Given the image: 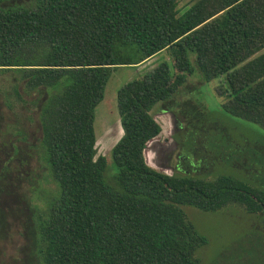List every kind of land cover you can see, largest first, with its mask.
<instances>
[{
  "label": "trees",
  "instance_id": "obj_1",
  "mask_svg": "<svg viewBox=\"0 0 264 264\" xmlns=\"http://www.w3.org/2000/svg\"><path fill=\"white\" fill-rule=\"evenodd\" d=\"M177 1L0 0V99L10 108L35 96L40 154L56 189L35 224L41 264H198L194 252L206 239L182 207L234 205L264 219L262 187L229 174L167 175L144 162L160 132L151 109L187 77L220 80L222 113L264 132V0H195L181 11ZM162 51L169 65L116 91L122 134L106 183L94 108L111 70Z\"/></svg>",
  "mask_w": 264,
  "mask_h": 264
},
{
  "label": "rangeland",
  "instance_id": "obj_2",
  "mask_svg": "<svg viewBox=\"0 0 264 264\" xmlns=\"http://www.w3.org/2000/svg\"><path fill=\"white\" fill-rule=\"evenodd\" d=\"M194 1L178 0L176 7L181 11ZM263 51L264 48L257 54ZM161 62L170 64L164 51L138 66L110 71L103 98L94 108L92 122L95 157L100 155L106 161L103 172L106 183L112 180L114 173L110 150L122 134L115 105L116 91ZM219 84L218 79L204 83L196 76L187 77L164 103L168 113L160 114L164 111L162 103L153 106L150 114L161 134L146 145L145 162L167 175L185 173L211 180L219 174H229L264 188V132L222 113L220 104L225 98L214 91ZM34 97L22 95L23 100L12 103L10 108L4 107L0 99V264H41L35 248V224L56 191L46 176L40 154L38 105L31 104ZM171 117H175L183 129L189 126L194 133L189 157L195 163L188 170L172 171L177 161ZM210 122L220 123L223 130L215 134L212 128L217 129L219 125L212 126ZM188 141L183 139L182 144ZM218 142L225 145L227 153L211 149V145ZM182 210L197 233L206 239V244L194 252L198 264H264V219L260 215L248 214L234 205L217 212H201L190 207H182Z\"/></svg>",
  "mask_w": 264,
  "mask_h": 264
},
{
  "label": "flooded vegetation",
  "instance_id": "obj_3",
  "mask_svg": "<svg viewBox=\"0 0 264 264\" xmlns=\"http://www.w3.org/2000/svg\"><path fill=\"white\" fill-rule=\"evenodd\" d=\"M159 104V103H158ZM164 111H160V114L162 115L161 112H164V113H168L166 111V109H163ZM153 118V117H152ZM172 118V117H171ZM172 129H173V138H174V141H175V144H176V155L174 154V159L176 162V164L173 166V169L172 171H181V170H185V169H189L190 167L192 168L193 167V163L195 162H192L190 160V155L193 151V144H192V136L191 134H194L193 131H190L189 130V126H186L185 129L182 128V124L177 122L175 117L172 118ZM209 124H212V126H214L213 124H218L219 128L217 127H213L211 126V128L214 130V133L215 134H219V131H221V129L223 130V127L220 126V123H212L210 122ZM191 127V126H190ZM183 130V131H182ZM161 131V129H160ZM182 132V134L180 135V133ZM224 131H222L223 133ZM159 134H161V132H159ZM158 134V135H159ZM157 135V136H158ZM180 135L179 137V140H177V136ZM184 135V137L182 136ZM207 136V135H206ZM185 140L187 141V139L189 140L186 145L182 144V140ZM185 146V147H184ZM208 151V150H207ZM209 152V151H208ZM216 152V151H215ZM211 153V152H210ZM181 162V164H180ZM187 167V168H186ZM185 174V173H184Z\"/></svg>",
  "mask_w": 264,
  "mask_h": 264
},
{
  "label": "water",
  "instance_id": "obj_4",
  "mask_svg": "<svg viewBox=\"0 0 264 264\" xmlns=\"http://www.w3.org/2000/svg\"><path fill=\"white\" fill-rule=\"evenodd\" d=\"M145 149V148H144ZM144 149H143V151H144ZM144 159V158H143ZM145 162V161H144ZM145 164H146V162H145ZM147 165V164H146ZM148 166V165H147ZM150 167V166H149ZM151 168V167H150Z\"/></svg>",
  "mask_w": 264,
  "mask_h": 264
},
{
  "label": "crops",
  "instance_id": "obj_5",
  "mask_svg": "<svg viewBox=\"0 0 264 264\" xmlns=\"http://www.w3.org/2000/svg\"><path fill=\"white\" fill-rule=\"evenodd\" d=\"M148 165V163H146Z\"/></svg>",
  "mask_w": 264,
  "mask_h": 264
}]
</instances>
